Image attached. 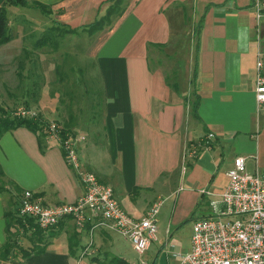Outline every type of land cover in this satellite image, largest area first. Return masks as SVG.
Returning <instances> with one entry per match:
<instances>
[{
  "label": "crops",
  "instance_id": "1",
  "mask_svg": "<svg viewBox=\"0 0 264 264\" xmlns=\"http://www.w3.org/2000/svg\"><path fill=\"white\" fill-rule=\"evenodd\" d=\"M26 1L40 3L48 12L39 10L40 21L16 8L23 22L75 29L76 36L95 44L87 57L99 75L106 102L100 105L96 140L90 136L78 143L81 168L108 182L132 217L142 216L147 194L170 198L163 238L158 240L155 232L153 241L159 249L174 250L179 259L177 246L168 245L171 225L179 226V210L185 217L193 203L207 198L204 215L210 214V202L226 184L219 192L209 184L197 188L201 173L211 184L215 163L226 176L236 155L244 157L247 171H264V107H256L254 100L255 20L250 0H122L120 14L95 32L85 29L105 14L112 0ZM259 37L264 50V20ZM167 59L172 61L169 69ZM74 133L83 135L79 130ZM207 133L213 138L205 143ZM0 179L4 190L17 198L31 190L49 204L72 202L83 192L60 145L25 127L0 135ZM17 200L0 191V246L7 239L4 212L13 210ZM95 230L100 244L106 238L110 247L114 245V232L95 228L92 238ZM47 231L36 237L14 225L11 241L18 246L30 248L39 238L46 244L40 252L14 248L0 264H98L77 249L69 250L74 231L79 245L85 246L82 237L90 236L88 229L66 221L53 229L52 236Z\"/></svg>",
  "mask_w": 264,
  "mask_h": 264
},
{
  "label": "rangeland",
  "instance_id": "2",
  "mask_svg": "<svg viewBox=\"0 0 264 264\" xmlns=\"http://www.w3.org/2000/svg\"><path fill=\"white\" fill-rule=\"evenodd\" d=\"M111 4H115V0L110 1L109 5ZM2 5L8 18V33L11 39L0 44V119L5 118L9 112L16 115L19 111L24 110L39 114L44 121L54 123L59 128L63 127V129L66 128V121L70 119L72 122L71 130L82 131L86 141L91 137L96 140L94 136L98 131H101L98 128L101 125L100 105L105 104L106 100L101 81L98 79L99 75L96 76L94 64L91 62L92 59L87 57L91 51L90 45L94 46L95 44L85 36L81 37L76 36L77 33H69L68 28L52 24L51 35L56 43L52 42L37 47L35 45L36 40L49 28V25L45 22L46 24H37L35 27L31 22H23V19H19L16 8L34 14L41 21L40 9L21 8L12 5L10 0H4ZM118 5H121V3ZM165 66L169 69L172 66V61L167 59ZM262 154L264 155V149ZM217 163L211 170V174H214L212 183H208L206 174L202 172L199 176L197 188L209 184L212 191L219 192L224 186L227 177L223 174L221 164L216 166ZM249 163L250 161L247 162L248 166ZM0 186L5 187L2 179H0ZM1 193L10 194L13 201L15 198L18 199L17 207L13 208V211H18L20 199L17 198L16 194L13 191L9 193L8 190H1ZM180 195L181 193H179ZM160 196L156 198L155 193L147 194L149 201L142 213L143 215L153 202L162 200L163 203L155 215L156 238L158 240L163 238V225L169 216L171 205L170 198L163 200L164 194ZM187 206L189 207V205ZM180 211L179 226L173 229L171 225V236L168 245L171 243L177 246L179 253L182 254L189 248L193 219L208 212L207 198L193 203L189 211L186 212L185 217H182ZM22 220L26 226L24 230L32 232L33 228L28 226L27 220L24 218ZM28 228L30 231H27ZM115 238L114 245L110 247V242L106 238L103 240L104 243L100 244V236L97 230L94 231L93 238L84 235L82 237L83 245L90 241L94 244L90 246V249L85 250V246L79 248L80 255H82V252H84L83 256L92 257L96 255L99 259L104 260L106 264H112L110 262L112 254L134 264H140L139 261H144L145 264H151L152 262L153 264L178 263L179 259L173 253L175 251L168 250L166 247L163 250L159 249L157 242L152 241L148 249L142 254H137L132 250L127 239L118 234L115 235ZM40 244L44 246L46 239L41 240Z\"/></svg>",
  "mask_w": 264,
  "mask_h": 264
},
{
  "label": "built area",
  "instance_id": "3",
  "mask_svg": "<svg viewBox=\"0 0 264 264\" xmlns=\"http://www.w3.org/2000/svg\"><path fill=\"white\" fill-rule=\"evenodd\" d=\"M250 7L255 20L254 100L256 107H264V50L259 37L264 0H250ZM34 115L24 110L16 113L23 117ZM43 128L45 135L60 145L66 164L80 179L83 192L72 202L49 204L38 193L24 190L19 216L32 219L42 229L55 227L63 219L78 229L90 225V237L95 228L109 230L127 239L132 250L142 254L155 240V215L162 201L153 202L138 218L130 216L115 199L109 184L81 168L77 146L85 139L84 135L63 133L54 123L47 122ZM212 138L213 134L207 133L204 142ZM190 153L194 155L195 146ZM226 177L218 199L210 202L212 212L193 219L189 248L179 256L177 264H264V171L257 168L247 171L244 157L236 155ZM91 245L92 241L85 245V250Z\"/></svg>",
  "mask_w": 264,
  "mask_h": 264
},
{
  "label": "trees",
  "instance_id": "4",
  "mask_svg": "<svg viewBox=\"0 0 264 264\" xmlns=\"http://www.w3.org/2000/svg\"><path fill=\"white\" fill-rule=\"evenodd\" d=\"M12 5H21V6H34V7H39V9L43 12V13H47L48 10L46 8V6L40 4V3H29L26 0H10ZM122 0H115V4H111L108 6V8L106 9L105 14L96 19L95 21H93L91 24H89L85 29L88 30L89 32H95L97 30H100L102 28L105 27L106 23L107 25L111 24L112 22V18L115 17V15L120 14L121 12V5H118L119 3H121ZM51 28L52 26H50L49 28H47L42 34L41 36L36 40L35 45L37 47H41L44 46L46 44H50L52 42H55L52 38L51 35ZM69 31V33L71 34H75L77 31L75 29H67ZM11 39V36L8 33V18L6 16V11L4 9V6L1 4L0 5V44L6 43ZM56 43V42H55ZM54 43V44H55ZM97 78V77H96ZM99 96V94H98ZM196 107L195 102L193 103V105L191 106V110L192 112H194V109ZM46 121L43 120V118L39 115L36 114L34 116L31 117H23V116H16V115H12V112H9L5 118H1L0 119V135L3 134L5 131L17 128V127H25L27 129H29L30 131H32L35 134H46L45 129L43 128V126L46 125ZM71 125L72 122L69 119V121H66L65 123V129H62L63 133H68V132H72L74 133L73 130H71ZM4 190V188L2 186H0V191ZM17 191H19V189H17ZM17 210L13 211L11 209H8L7 211L4 212V217H5V231L7 234V239L6 241L0 246V258H7L9 256L10 253L13 252L14 248H20L19 250H22V252L25 253H31V252H40L43 250V247L40 244V238L39 241L36 243L35 241L33 242L32 246L30 248H22L20 246H18L16 244V242L13 240V242L11 241V237L14 235L11 232V228L14 225H17V228H21V229H26L25 223L22 220V218L19 216L18 211ZM27 222H28V226L33 228V236L36 233V237L42 236L43 232L45 230H48V235L52 236L53 234H55V232H53V229H55V227H51L49 229H42L40 227L37 226V224L34 223V221L30 218H26ZM66 221L69 220H61L57 226H61L63 223H65ZM90 227V225L86 226V229H88ZM13 234V235H12ZM76 231H74V234L72 236H70L68 242H69V250H74L78 248H81L83 246H80L79 243V239L75 236ZM18 250V249H17ZM91 261L97 262L98 264H106L104 262V260L99 259L98 256H92L90 257ZM110 262L112 264H131L129 262H127L126 260H124L123 258L113 255L110 258Z\"/></svg>",
  "mask_w": 264,
  "mask_h": 264
},
{
  "label": "water",
  "instance_id": "5",
  "mask_svg": "<svg viewBox=\"0 0 264 264\" xmlns=\"http://www.w3.org/2000/svg\"><path fill=\"white\" fill-rule=\"evenodd\" d=\"M4 2V0H0V5Z\"/></svg>",
  "mask_w": 264,
  "mask_h": 264
}]
</instances>
